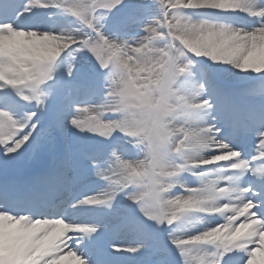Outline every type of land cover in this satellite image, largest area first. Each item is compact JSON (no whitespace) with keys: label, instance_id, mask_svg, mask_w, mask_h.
I'll return each mask as SVG.
<instances>
[{"label":"rangeland","instance_id":"1","mask_svg":"<svg viewBox=\"0 0 264 264\" xmlns=\"http://www.w3.org/2000/svg\"><path fill=\"white\" fill-rule=\"evenodd\" d=\"M83 1L32 0L28 4L25 15L39 11L45 12L42 21L49 23L51 29L49 31L41 30L44 31L42 35L32 36V39L21 45L22 48H17L13 52L15 55L11 59L20 65L18 73L14 75L13 82L20 87L22 95L38 98L39 91H44V88L40 87L37 82L35 85L32 84V77L39 78L48 71L51 74H59L62 68H75L78 63L85 62V65L89 64L92 58L89 46L94 52L97 51L98 60L106 59L108 55L116 59L114 76L107 81L104 90L96 98L98 100L96 106L88 110L83 107L76 112V115L71 119L77 118L78 123L69 128V133L75 134L78 139L89 141L94 140L91 138L93 135L96 138L99 137L96 136L98 134L109 135L112 131L125 126L126 123H130L132 128H142L144 135L148 137L149 141L151 140L150 146L152 145L151 147L155 152L156 168L158 169L154 170L153 173L147 172L146 164L134 166L135 161L131 160L129 166L133 164V173L140 174L141 178L148 182L150 191L147 192H149V195L155 196L154 187L158 188L161 177L164 181H167L168 178L165 175L175 173L177 170L171 164V150L167 149L168 152L164 153L162 147H155L158 144L155 135L169 139L167 134L172 133L168 127V119L172 111L165 110L164 114H167V116L161 121L160 102L165 96L167 99L166 106L178 110V92L173 93L172 91L173 86L175 88L179 87L175 84L178 73L183 72L185 66L190 63L198 69L206 68L209 66L206 64L208 63L213 66L214 70H223L226 80L229 79L230 83L235 81L242 83L262 69L250 70L247 67L236 69L229 61H226V58L228 60L226 54L227 52L231 54V51L228 50L225 54H223V51L225 47L232 43L223 47L219 44L222 42V38L225 37V33L220 39L213 37L217 27L215 23L222 21V17L213 15L211 18H206L204 22H198V19L193 17L191 8L197 7L200 4L199 0H131L134 7L128 8L130 9L129 13L118 21L121 26L133 33V36L128 38L118 36L116 32L117 37L113 34L109 35L110 38L107 37L108 34L104 29L110 26L104 22L107 17L105 14H95L92 25L95 24L96 28H87L84 25V22L87 21H84V19L88 17L89 12H84L86 6ZM90 1L94 3L97 0ZM118 1L101 0L99 3L114 6L118 4ZM122 3L128 4V0H123ZM207 4L215 8L222 6ZM53 5L60 6L54 7ZM66 9L70 10L71 14L77 13L83 19L78 16L74 17ZM119 11H123L122 8ZM148 11L155 12V15L152 17L151 23L147 25V31L146 26L140 25L139 19L146 15ZM137 16L138 18H135ZM93 29L95 32L91 36V30ZM135 35L140 38L133 40L132 37ZM159 36H164V39L160 40ZM71 39L72 41L68 43ZM81 41H85V46H76V52L72 49L75 52L73 60L67 58L64 60V64L63 61L58 62L63 56L66 57L65 51L69 49L70 44ZM109 46L113 47L110 48ZM10 49L12 48L10 47ZM88 50L90 55H88ZM0 55L2 54L0 53ZM208 58L212 59L213 64L208 61ZM240 59L243 61V57ZM189 67H192V65H189ZM38 72H40V75L37 74ZM252 87L255 90L259 89L258 86ZM86 94L87 91L83 93V96ZM133 96L138 98V104L135 105V108H127L121 112L117 110L118 108H124L125 105L123 104L133 103ZM44 97L48 100L44 101L43 105L46 110H50L52 107L49 101H57V98L58 101L65 100L66 103L63 101L62 107L56 111L60 112L67 111L68 105L73 104L72 99L76 96L74 91L67 89L64 92L55 94L46 92ZM173 97L177 99L175 100ZM204 115L201 111L183 112V117L187 122ZM146 116L150 118L151 123L160 118L163 125L162 128L157 129L158 133L156 130L153 138H151L152 127L149 126L150 124H148V128L145 127L144 118ZM128 138H131V136H128ZM152 140L154 141L152 142ZM169 141L171 142L172 152H175V144L172 140ZM200 142L201 146L212 148L223 145V143L215 145L209 144L210 142L207 141ZM218 154L221 155V153ZM190 160H193V158H190ZM154 179L157 180L156 183ZM170 188H172L171 183L164 190ZM155 204L161 203L155 201ZM153 212H155L154 207L149 214L152 216Z\"/></svg>","mask_w":264,"mask_h":264},{"label":"bare ground","instance_id":"2","mask_svg":"<svg viewBox=\"0 0 264 264\" xmlns=\"http://www.w3.org/2000/svg\"><path fill=\"white\" fill-rule=\"evenodd\" d=\"M200 4L197 5V7H205V8H212L215 7L209 6V4H218L222 5L219 7V11H223L229 14V18L232 20V22H235L236 20H239L242 16L250 14V16L259 21L256 24V27L252 30H248L244 28L242 24H240V27L237 29L236 26L226 25L225 23H220L219 28L216 27V31L213 33L214 38L220 39L222 35L225 33V37H223L222 42L219 43L222 47L224 45H228L232 43L231 45L224 48L223 54H225L228 50L231 51V54L227 52L226 55H228V60L226 58V61L233 65V68H240L244 69L243 67L250 68V70L254 69H262L264 68V12L263 8L261 7L260 3L256 0H199ZM27 4V3H25ZM39 16H35L33 19H30L24 23H22L23 26H26V29L23 30H17L15 28L4 30L0 29V43L1 46H7L11 45V48L13 51H15L17 48H22L21 45L26 43L30 38H32V34H34L38 27H45L46 24L43 25H37ZM247 24V23H246ZM16 26V24H15ZM231 49H230V48ZM12 51V52H13ZM243 57V61H241L240 58ZM264 70V69H263ZM17 69L12 67L11 65L2 64L0 63V80L1 79H8L10 78L13 73H15ZM237 71V70H234ZM201 86L199 90L190 97V103H200L204 104L207 100L205 99V96L208 94L207 88L208 84L206 81H201ZM8 91V87L6 86L5 82L0 81V94ZM0 104L3 106H13L11 104V101L6 100H0ZM1 105V106H2ZM12 108V107H11ZM209 110V117L212 116V112ZM38 116H35V118ZM32 119V121L36 119ZM41 122H36V126L30 128V130L24 131L22 130L19 136V139H13V142H16V148H14L15 151L23 149L24 146L28 147L30 145L29 143V137L31 136V133L37 131V127ZM222 125V123H221ZM214 127L213 126H207L202 129L203 135H207L213 132ZM25 132V133H23ZM43 133V131H40ZM181 132V138H190V137H197V134L194 133V128H191L189 125H185L180 127ZM261 131L258 132V136L261 135ZM8 133L6 131H1L0 129V137L6 136ZM225 133H219L217 134L213 139L212 142L215 144H218L220 141L223 140V137H225ZM262 135L259 137L261 139ZM33 141H36L35 135L32 137ZM32 141V142H33ZM7 144V143H6ZM41 149L38 151L39 154L43 153L44 156L42 159L50 160L51 157H54L57 159V154H54V150H48L46 148L51 147L54 144V141L50 142L48 140L42 139L41 140ZM7 146V145H6ZM21 147V148H20ZM6 149V148H5ZM217 151V150H215ZM205 154L207 152H214V151H205L203 150ZM255 153H262V157L264 156V143L260 144L258 149H256ZM69 156L68 150L66 157ZM236 158V156L234 157ZM122 162V161H121ZM206 164H210L211 167H219L220 161L216 158H210L209 160L204 161ZM122 169L123 166L120 165ZM109 167H112L110 165ZM108 167V168H109ZM124 167H126L124 165ZM68 171H73L72 168L69 166L66 167ZM127 168V167H126ZM130 177V170L125 169V172L120 173L117 176H113L106 179H99V180H93L91 182L92 189L88 191L87 189L83 190V193L85 194V199L91 198L94 196V194L98 191L103 192L107 197L113 195L114 188L122 183L128 180ZM74 180V179H73ZM130 180V178H129ZM76 182V180H75ZM78 183L85 185L86 182L82 180H77ZM247 202L245 203L243 200H239L237 203L230 204L224 208V212L231 211V213H235L234 215H239L242 211H247ZM125 208H128V205H125ZM12 210H15L13 208ZM100 221H103V219H99ZM255 221V220H254ZM257 228V223L252 228L254 230H251L249 232H246L243 236H251L255 229ZM216 226H214V223L211 224H205L203 227L199 228V230H196L194 234L196 236H203L210 232L211 230H215ZM68 233V228L63 227V225H59L57 228H53L51 231L46 232L45 234H41L40 236H43L42 242H27L28 238L30 236H33V232L31 231V228L29 225H27L26 220L24 219H17L13 218L10 215H5L4 220L0 222V251H6V255H0V259L2 258L3 264H19L17 263V260H23L24 262L27 261L28 264H45V260L48 251L50 252V258H52L59 249L65 248V238ZM186 234V233H184ZM43 242H47V245L50 247V250H47L45 245L43 246ZM140 242H143V240H140L139 238H132L131 243L132 244H139ZM249 243L253 242L252 240L247 241ZM125 241H122L118 244V246H115V248L126 246ZM259 246L261 244H258ZM263 246V245H262ZM116 251V250H114ZM68 253V256H65V254ZM260 251L258 252V254ZM64 256L62 260H60L59 264H90V260H83L79 259L77 263H72L73 261L69 260V256L71 254L70 250H67V252L62 253ZM37 255V256H36ZM52 261V264H57V258Z\"/></svg>","mask_w":264,"mask_h":264}]
</instances>
